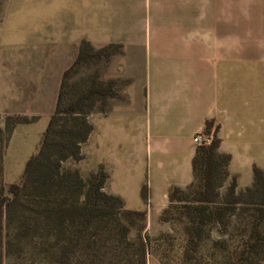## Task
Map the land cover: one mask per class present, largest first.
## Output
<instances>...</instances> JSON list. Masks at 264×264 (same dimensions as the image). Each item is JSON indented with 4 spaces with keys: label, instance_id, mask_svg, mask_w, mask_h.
Segmentation results:
<instances>
[{
    "label": "crops",
    "instance_id": "0c3cea01",
    "mask_svg": "<svg viewBox=\"0 0 264 264\" xmlns=\"http://www.w3.org/2000/svg\"><path fill=\"white\" fill-rule=\"evenodd\" d=\"M46 1L47 56L31 59L42 43L37 35L28 52H5L23 59L0 60L1 103L7 98L10 110L49 119L57 65L69 62L56 60L63 18L64 32L78 34L72 41L85 39L94 49L119 43L131 60L127 97L104 115L126 129L131 146V208L146 210L150 222L166 206L170 186L191 181L193 135H211L207 119L218 126V149L230 154L237 188L251 183L252 166L249 183L239 180V169L264 140V0H74L77 9L59 14Z\"/></svg>",
    "mask_w": 264,
    "mask_h": 264
},
{
    "label": "trees",
    "instance_id": "16d2710c",
    "mask_svg": "<svg viewBox=\"0 0 264 264\" xmlns=\"http://www.w3.org/2000/svg\"><path fill=\"white\" fill-rule=\"evenodd\" d=\"M121 44L94 49L79 42L73 63L62 74L56 104L42 131L38 147L25 161L20 177L3 181V155L14 127L34 117L8 115L0 126V264H147L146 210L127 208L119 195L102 188L109 176L103 163L83 177L61 161L83 157L81 145L92 130L88 114L96 100L115 96L116 83L95 76L78 94L66 99V78L78 63L121 53ZM217 124L205 121L209 141L197 143L192 156V179L172 185L160 218L179 209L186 243L196 249L206 225L225 237L212 245L222 264H264V169L252 165V181L238 189L229 175L230 154L219 151ZM141 195L145 197L146 186ZM178 202L179 204H174Z\"/></svg>",
    "mask_w": 264,
    "mask_h": 264
},
{
    "label": "rangeland",
    "instance_id": "374dc122",
    "mask_svg": "<svg viewBox=\"0 0 264 264\" xmlns=\"http://www.w3.org/2000/svg\"><path fill=\"white\" fill-rule=\"evenodd\" d=\"M51 7L55 8L59 14L68 8L77 9L78 3L74 0H53ZM48 8L49 4L46 0H0V60L8 57L13 60H22V55H15L12 58L10 54L13 52L21 54L22 51L31 50L27 44H31L32 41L29 39L35 38L36 35V40L42 43L35 47L33 50L35 54L31 59L43 60L47 56V45H43V42L46 43L47 40ZM57 20H59L58 17ZM63 21L62 18V27H57V40H62V43L59 42L61 48H57L56 60H69V62L57 65L61 69L60 81L63 71L73 63L79 48L78 40H71V37L77 38L78 34L71 33L68 29V32H64ZM64 40L67 42L65 47L63 46ZM114 55H120V59L113 58ZM130 72L131 60L123 59L121 53L113 54L108 59L101 57L89 62H81L72 68L64 87L66 99H70L82 91L94 76L103 83L113 80L116 83L114 86L116 95L107 97L105 100H96L92 111L89 112L88 119L92 124V130L87 141L81 145L83 157L78 160L67 158L61 161L63 169L77 168L85 178L90 171L97 167L99 162L103 163L109 176L102 189L107 193L119 195L127 208H131L133 205L131 202V146L129 147L126 143V129L113 124L111 113L108 116L104 115L107 114L113 102L126 99L127 89L131 83V77L128 75ZM1 84L3 83L0 81V86ZM2 102H0V126L4 125L8 115H22L36 119L27 123H18L10 134L3 155V181L9 183L20 177L25 161L38 147L48 119L46 116L38 118V114L35 113L25 114L10 110L15 106L8 103L7 98ZM253 163L264 168V140L257 146V150L252 152L249 160L240 162L239 180L241 182L249 183L250 176L248 174L251 172ZM232 176L234 175L229 174L225 178L220 187L221 194L225 193ZM160 214L150 222H148L146 214L147 264H222V255L219 250L213 247L212 241L218 237H225V234L219 232L214 225L208 224L204 227L199 246L194 249L186 243L184 224L178 216L179 209L173 207L168 220L161 219ZM2 262L6 264L7 260L3 258Z\"/></svg>",
    "mask_w": 264,
    "mask_h": 264
},
{
    "label": "built area",
    "instance_id": "2783aa9c",
    "mask_svg": "<svg viewBox=\"0 0 264 264\" xmlns=\"http://www.w3.org/2000/svg\"><path fill=\"white\" fill-rule=\"evenodd\" d=\"M211 135H202L200 132H196L193 135V141L196 143H201V142H207L209 141Z\"/></svg>",
    "mask_w": 264,
    "mask_h": 264
}]
</instances>
